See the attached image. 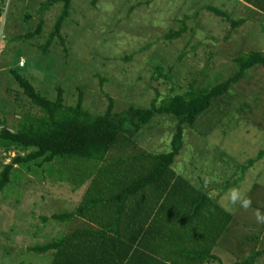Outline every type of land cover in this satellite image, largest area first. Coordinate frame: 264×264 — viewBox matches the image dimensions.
<instances>
[{"label":"rangeland","instance_id":"374dc122","mask_svg":"<svg viewBox=\"0 0 264 264\" xmlns=\"http://www.w3.org/2000/svg\"><path fill=\"white\" fill-rule=\"evenodd\" d=\"M44 1L0 0V129L14 131L29 108L13 73L49 99L59 86L65 103L73 105L81 95L85 109L102 114L110 101L114 111L146 108L154 99L158 104L182 93L193 81L208 87L227 82L239 52H264L262 17L233 0H97L94 6L91 0H72L61 30L66 51L53 42L46 52L42 46L61 4L45 12L39 36H25ZM206 5L231 11L244 22L232 29ZM180 28L179 37L165 38ZM175 125L171 116L155 117L138 135V145L150 153L167 152ZM14 153L0 149V170ZM250 159L255 161L243 169ZM86 165L73 159L31 171L13 169L0 192V264H48V254L27 248L62 231L63 224L42 217L77 207L88 182L76 187L72 174L78 181ZM172 167L194 186L210 187L209 195L233 216L213 250L221 263L253 259L251 264H264V254L254 256L264 250V220H257L264 218L263 66L250 68L193 127L183 128ZM243 200L249 201L247 207L241 206Z\"/></svg>","mask_w":264,"mask_h":264},{"label":"trees","instance_id":"16d2710c","mask_svg":"<svg viewBox=\"0 0 264 264\" xmlns=\"http://www.w3.org/2000/svg\"><path fill=\"white\" fill-rule=\"evenodd\" d=\"M96 1L91 0V5ZM71 2H41L36 10L38 21L25 36H39L45 12L61 4L42 50L47 52L57 42L66 51L61 30ZM237 2L242 10L253 11L264 21V0ZM203 8L232 29L244 22L243 18H232L231 11L212 5ZM183 31L184 28L171 30L165 38L175 39ZM234 64L236 72L227 82L208 87L193 81L182 93L168 96L158 104L154 99L146 108L130 105L114 111L110 101L102 114L85 109L81 95L73 105L65 103L59 86L55 97L49 99L35 90L28 79L13 73L29 108L21 112L14 131L4 126L0 129V149L16 150L0 170V192L11 181L14 168L31 171L54 161L73 159L87 163L78 181L71 172L76 187L88 182L77 207L51 218L42 217L43 221L63 224L62 231L27 250L48 254V264H222L213 250L233 216L216 196L209 195L210 187L194 186L172 166L182 148L183 128L193 127L228 91L229 85L250 68L264 67V52H239ZM162 115L171 116L176 123L170 147L167 152L150 153L138 145L137 137L155 117ZM254 161L248 160L243 169ZM262 254L264 250H259L254 256Z\"/></svg>","mask_w":264,"mask_h":264},{"label":"clouds","instance_id":"9594fccd","mask_svg":"<svg viewBox=\"0 0 264 264\" xmlns=\"http://www.w3.org/2000/svg\"><path fill=\"white\" fill-rule=\"evenodd\" d=\"M21 62L23 63V61L20 60V61H19V65H21ZM231 199H232L233 202H235L236 199H237V195H236L235 193H233ZM248 203H249V201H247V200H243V201L241 202V206H242V207H247ZM257 220H258V221H262V220H264V218H262V217H260V216L258 215V216H257Z\"/></svg>","mask_w":264,"mask_h":264},{"label":"built area","instance_id":"2783aa9c","mask_svg":"<svg viewBox=\"0 0 264 264\" xmlns=\"http://www.w3.org/2000/svg\"><path fill=\"white\" fill-rule=\"evenodd\" d=\"M21 64H22V62H21Z\"/></svg>","mask_w":264,"mask_h":264},{"label":"crops","instance_id":"0c3cea01","mask_svg":"<svg viewBox=\"0 0 264 264\" xmlns=\"http://www.w3.org/2000/svg\"><path fill=\"white\" fill-rule=\"evenodd\" d=\"M238 1V0H237Z\"/></svg>","mask_w":264,"mask_h":264}]
</instances>
